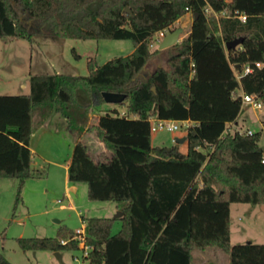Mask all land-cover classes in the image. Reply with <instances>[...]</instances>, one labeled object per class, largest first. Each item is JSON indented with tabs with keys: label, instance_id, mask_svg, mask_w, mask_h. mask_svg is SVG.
<instances>
[{
	"label": "trees",
	"instance_id": "1",
	"mask_svg": "<svg viewBox=\"0 0 264 264\" xmlns=\"http://www.w3.org/2000/svg\"><path fill=\"white\" fill-rule=\"evenodd\" d=\"M187 12L190 32L171 47L165 67L142 77L163 51H151V39L173 31ZM43 31L63 39H130L135 49L102 65L89 59L87 75L30 74L29 93L0 94V177L19 180L17 201L40 173L30 146L35 117H69L66 106L82 83L95 106L106 103L105 91L124 93L119 104L128 101L127 114L114 108L94 123L107 156L94 158L78 140L68 170L70 182L88 184L90 199L124 203L122 217H83L91 247L86 264H194L193 251L209 247L227 252L230 264H264V244H231L230 212L232 203L264 204L260 133L228 126L243 110L240 90L264 103V0H0V37L33 44ZM240 37V46L227 49ZM246 65L253 71L238 79ZM153 116L194 122L185 153L178 143L152 145ZM116 220L122 227L113 234ZM75 235L65 227L57 237L18 242L24 250L59 252L79 248ZM0 264H12L1 246Z\"/></svg>",
	"mask_w": 264,
	"mask_h": 264
},
{
	"label": "rangeland",
	"instance_id": "2",
	"mask_svg": "<svg viewBox=\"0 0 264 264\" xmlns=\"http://www.w3.org/2000/svg\"><path fill=\"white\" fill-rule=\"evenodd\" d=\"M22 19L31 28L39 31L36 22L27 13H24ZM192 21L193 14L187 12L174 23L173 29L178 27L184 29L177 43L189 33ZM162 40L161 36H154L149 44L151 51H159ZM134 49L135 44L130 39H63L44 31L36 35L33 44L25 39L0 37V94L29 93V76L32 73L62 72L87 75L89 59H94L102 65L113 58L127 56ZM172 50L171 47L163 50L162 58L165 63ZM159 53H154L150 64L142 72V77H147L151 72L149 69L153 70L161 61ZM74 94L76 102L66 106L69 117L53 114L51 128L53 130L58 128L59 132L57 134L53 131L57 134L55 139H58L57 145L52 148L53 153L64 156L63 158L68 157L71 154L69 142L73 136L82 135L86 131L83 140L89 146L90 152L94 158L104 159L109 151L97 137L94 123L98 117L114 108H117L121 115H126L128 101L124 104L106 102L101 106H95L91 102L89 88L84 83L74 89ZM92 114L97 115L93 120ZM89 121L91 124L88 129ZM240 122L244 129L260 133L259 145L264 150V108H246ZM65 124L67 128L64 127ZM180 136H187V132L184 130L172 132L165 129L152 131V145L170 146L176 143L175 138ZM186 143L187 141L179 144L184 152L187 151ZM36 169L41 174L38 173L25 182L18 201L19 180L15 177H0V246L3 255L12 264H86L82 246L87 242L81 241L77 234L73 239L78 242L79 248L59 251L62 259L58 258L56 255L58 251L54 250H24L18 239L57 237L65 227L76 232L85 226L83 217L115 218L118 212L122 211L124 203L90 199L89 187L85 182H76L78 192L67 190L65 170L49 163H44V167ZM231 221L232 245L249 241L264 244V204H234ZM121 227L122 222L116 220L112 233H117ZM193 255L194 264H230V255L216 247L196 249Z\"/></svg>",
	"mask_w": 264,
	"mask_h": 264
},
{
	"label": "crops",
	"instance_id": "3",
	"mask_svg": "<svg viewBox=\"0 0 264 264\" xmlns=\"http://www.w3.org/2000/svg\"><path fill=\"white\" fill-rule=\"evenodd\" d=\"M191 26H192V24H191ZM162 53H163V51L159 53V56L161 57V61L157 64L159 67H165L166 66V63H165L164 59L162 58ZM150 71L151 70L149 69V72ZM32 74H34V73H32ZM29 79H30V76H29ZM24 87H26V85H24ZM241 92H242V90H240V93ZM246 108H250V107H244L241 114L238 117L237 122H235L234 124L228 125L229 127H231V129L237 128V129H240L243 131L248 130V128L244 129L242 127L241 122H240V119H241L243 112ZM53 114H54V112L47 115V116L38 114L34 119V130H33V134L31 137V143H30L31 150L33 152V166L35 168H37V167L40 168V167H44V163H49L52 166L64 169L65 170V188L67 190L70 189L74 192H78V190H79L78 185L76 183L71 184V182L69 180V171L68 170H69V166H70V163L72 160V154H73V149H74L75 143L78 140H80V141L84 142L85 144H87L83 140V138L85 137L84 135H85L86 131L84 132V134H82V135L80 134L79 136L74 135L75 136L74 137L72 135L73 139H72V141L69 142V151H71L69 153H71V154H69L68 157L65 156V158H63L64 156L54 154L52 148L55 147L58 143V139L57 138L55 139V137L57 136V134L59 132H58V128L55 130H53V128H51V124H52V120H53L52 119ZM56 114H60V113H56ZM95 116H97V115L92 114V120H93V117H95ZM91 121H89V124L87 127L88 129H89V125L91 124ZM64 127H66V124L64 125ZM87 128H86V130H87ZM53 131L57 134H55ZM96 135H97V133H96ZM180 137H184V136H180ZM182 152H184V151H182ZM106 156H107V154L105 155V157ZM234 204H236V203H232L231 207H230L231 216H232V210H233ZM61 207H63V205H61ZM231 223H232V221H231ZM231 233H232V230H231ZM200 264H202V263H200Z\"/></svg>",
	"mask_w": 264,
	"mask_h": 264
},
{
	"label": "built area",
	"instance_id": "4",
	"mask_svg": "<svg viewBox=\"0 0 264 264\" xmlns=\"http://www.w3.org/2000/svg\"><path fill=\"white\" fill-rule=\"evenodd\" d=\"M222 14H225V12H223ZM217 15H219V13H217ZM237 16L241 20H245V18H246V15L243 13H239V14H237ZM168 32H169L168 29H164L161 32H159L157 35L164 38V36ZM256 65L261 66L262 64L260 62H257ZM252 71H253V66L246 65L240 71H236L237 78L240 79L242 74L250 73ZM240 96H241V101H242V108H244V107H252L255 109H263L264 108V103L262 102V100L260 98H258L257 95L248 94V93L242 91L240 93ZM150 121H151V130L152 131H156L159 129H165L167 131H172V132L176 131V130H184L188 133V131L190 130V127L192 125H194V122L191 121L190 119H187V120L159 119V118H156L153 116L150 118ZM241 132H243V130H241ZM245 132H247V134H253L254 133V131H252L250 129L245 130ZM263 162H264V158H263ZM76 234H77L78 238H80L81 241H84V243H85V241H86L85 226L78 229L76 231ZM63 243H65V241H63ZM82 248L84 250V257H85L88 255L91 247L85 243V244H83Z\"/></svg>",
	"mask_w": 264,
	"mask_h": 264
},
{
	"label": "water",
	"instance_id": "5",
	"mask_svg": "<svg viewBox=\"0 0 264 264\" xmlns=\"http://www.w3.org/2000/svg\"><path fill=\"white\" fill-rule=\"evenodd\" d=\"M125 10L131 13V10L129 7H126ZM196 16H197V13L195 14V17ZM183 30H184L183 27H178L174 29L173 31L168 32L164 36L163 40L161 41L159 45V49L165 50L169 47L174 46L178 42L179 37L181 33L183 32ZM243 41H244V37L236 38L234 40L228 41L226 44V47L227 49L236 48L240 46L243 43ZM103 97L107 103L119 104V103H122L126 99L127 96L124 93L105 91L103 92ZM185 141H187V136L175 138V142L178 144H182ZM122 215H123V212L119 211L118 214L115 216V218H119ZM56 255L58 256L59 259H62V256L59 252H56Z\"/></svg>",
	"mask_w": 264,
	"mask_h": 264
}]
</instances>
